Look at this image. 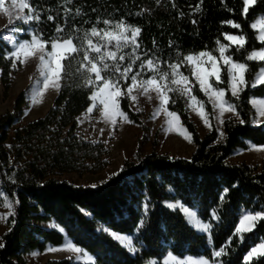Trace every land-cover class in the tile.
Instances as JSON below:
<instances>
[{
    "label": "trees",
    "instance_id": "1",
    "mask_svg": "<svg viewBox=\"0 0 264 264\" xmlns=\"http://www.w3.org/2000/svg\"><path fill=\"white\" fill-rule=\"evenodd\" d=\"M29 2L41 20L30 22V25L20 24L19 27L43 33L45 39L56 35L58 25L64 29L61 35L68 34L74 27L81 29V35L93 24L103 28L105 19L119 21L123 18L126 23L140 26L141 60L146 58L145 54H155L165 62H174L177 50L184 54L207 50L217 55L213 51L217 47V38L228 43L223 36L225 32L240 34L242 31L247 36L245 48L248 51L262 46L249 26L264 14V5L259 2L254 9H249L247 17L242 14V0H203V4L200 0ZM198 5L201 11H196ZM66 9L70 11L66 12ZM77 9L80 15H77ZM49 15L53 20L47 19ZM229 19L241 24L242 28L233 29L221 23ZM20 38H29L28 32L20 34ZM229 51L234 59L243 61L246 56L244 50L235 52V45ZM4 55V46L0 44L1 80L7 95L15 70H11V61L4 59ZM249 63L255 72L259 64ZM138 65L139 61L134 70ZM72 66L74 69L75 61H72ZM181 70L185 75L189 74L187 66ZM10 71L11 76L8 75ZM247 78L251 80V74ZM190 79L195 82L194 77ZM79 83L77 77L62 80V87L47 113L17 128L11 147L8 145L9 129L15 114L7 112L0 118V187L10 199L19 200L15 205V216L7 218L0 264H30L28 256L33 251H44L49 245H61L66 236L58 229L48 227L53 222L66 230L67 237L93 254L98 264H145L150 259L162 260L169 251L179 257L206 256L214 260L211 256L213 248L227 245L229 238L232 242L226 248L227 255L220 260L226 264H244L243 256L260 242L258 237H264V222L257 223L252 233H245L243 243L233 233L242 209L259 211L264 207V160L252 165L232 163L229 158L235 150L248 148V141L264 144V126L251 124L254 109L247 103L250 96L264 97V86L241 94V115L246 123L239 124L235 118L229 123V118L226 119L223 125L226 136L221 140L214 123L213 128L202 136L189 110H185V98L170 93L175 103L170 100L169 109L181 116L182 123L192 133L195 151L189 157H171L153 151L136 161L125 162L121 167L123 171L120 168L116 172L118 175H111L92 187L58 177L64 173L97 174L109 164V151L104 143L85 140L78 135L79 116L92 103L89 88L78 87ZM193 92L205 101L211 114V104L198 90V85ZM228 95L230 97V93ZM24 104V93H21L16 100L15 111L21 112ZM120 105L130 120L142 124L128 97H122ZM225 187L229 189L227 194L223 193ZM221 195H225L223 200ZM146 200L150 203V211L145 225L136 232L138 221L144 218ZM176 200L190 208L194 206L199 217L213 225L211 244L207 241V233L196 230L186 221L182 211L178 208L173 210L165 203ZM214 210L219 219L212 215ZM13 218L15 225L11 223ZM101 226L133 235L137 247L142 245L141 251L129 253ZM137 237L138 240L135 239ZM44 264L88 262L64 257L50 259Z\"/></svg>",
    "mask_w": 264,
    "mask_h": 264
},
{
    "label": "snow or ice",
    "instance_id": "2",
    "mask_svg": "<svg viewBox=\"0 0 264 264\" xmlns=\"http://www.w3.org/2000/svg\"><path fill=\"white\" fill-rule=\"evenodd\" d=\"M258 2L260 5H264V0H242V14L247 17L249 9H254ZM200 4H203V0H200ZM173 6L175 7V4ZM225 7H227L226 2ZM25 9L28 10V14H24ZM228 10L233 11L232 9ZM67 11L70 10L66 9ZM196 11H201L199 5ZM0 13H4L8 17L9 25H14L16 21L30 25V22L41 20L40 14L29 0H10V3L8 0H0ZM77 15H80L79 9H77ZM47 19L53 20V17L49 15ZM97 23H99V18ZM193 23L196 22L193 21ZM221 23L230 25L233 29L242 28L241 24L232 19ZM103 24L105 25L103 28L93 24L90 28L84 29L82 35L80 34L81 29L76 27L68 34L61 35L64 29L58 25L55 30L56 35L50 39H45L43 33H38L35 30L28 33L29 38L22 39L18 35L19 29L15 31L5 29L9 34L0 40V44L4 46V59L11 61V70H18V63L27 64L30 58L35 57L38 60L36 84L41 86L34 89L33 103L41 100L49 87L59 92L62 80L77 77L80 81L77 86L89 88L91 93L89 100L92 103L87 108L85 116L87 117V114L92 113L93 109L99 105L101 113L99 119L110 124L113 129L117 126L118 118L122 123H134L120 106L122 97H128L130 100L138 102L137 95L133 94L134 90H140V95L146 96L149 100L152 99L151 93H155L160 103L154 110L153 117L158 116L161 112L164 113L167 118L166 131H176L189 142H193L192 133L182 123L181 116L177 112L169 110V102L172 100L170 93L185 98V110L195 112L209 129L213 128L211 117L214 115L217 122L215 127L221 138L226 136L221 127L226 123L225 114H231L227 121L229 123L232 118H235L239 124L246 123L241 115L243 103L241 94L246 90L250 91L257 89L258 86H264V14L258 16L249 25L255 32V39L261 42V47L248 51L245 48L247 36L242 31L240 34L225 32L223 36L229 43H223L219 37L217 38V47L213 51L217 52L218 56L207 50L187 54L177 50L174 62H165L155 54L153 56L145 54L146 58L141 60L139 54L141 45L138 40L142 31L140 26L126 23L123 18L119 21L105 19ZM153 43L155 44V41ZM233 45H235V52L241 50L246 52L243 61L233 58V54L229 51ZM9 46L11 50H9ZM125 49H130V51L125 52ZM72 61H75L74 69ZM137 61H139L138 69L134 70ZM249 62L259 64L255 72H252ZM185 66L188 67V75L181 71V68ZM222 71L224 78H222ZM146 73H151V75H146ZM0 74H3V69H0ZM11 74L10 71L8 75L11 76ZM249 74H251V80L247 78ZM190 77H194L195 82ZM222 84L225 86L221 87ZM197 85L198 90L207 97V102L211 104V114L205 107V101L193 92ZM172 103L175 101L172 100ZM247 103L254 109L251 124L264 126V97L250 96ZM136 110L140 111L141 109L137 108ZM248 145L250 150L264 152V144L248 141ZM121 171H123L122 168ZM113 175H118V173H113ZM92 187H96V185H92ZM228 192L229 189L225 187L223 193L227 194ZM224 198L225 195L220 196L221 200ZM0 200H2L3 206L9 209L7 214L0 215V220H7L8 216L14 217L15 205L19 203V200L10 199L6 193H0ZM165 203L173 210L179 208L191 226L201 233L208 234L207 241L211 244L213 225L210 222H204L198 216L194 206L187 207L180 201ZM143 208L144 218L138 221L134 230L136 232H139L145 225L147 213L150 211V203L147 200ZM212 215L219 219L215 210ZM260 222H264V207L259 211L242 209L233 235L238 236L240 242L243 243L245 233H252L253 229L257 227V223ZM11 223L15 225L14 218ZM52 226L67 237L66 230L62 226L55 222ZM101 228L129 253L136 254L141 251L142 245L140 248L137 247L133 235L122 234L103 226ZM135 239L138 240V237ZM258 239L260 242L254 244L243 256L244 264H264V237H258ZM231 242V238H229L227 245L221 246L219 249L213 248L211 256L217 258L215 260L206 256L180 258L169 251L163 259V264H226L219 258L227 255L226 248ZM4 247L5 244L0 238V249ZM61 250L71 254L69 259L75 257L76 260L83 259L88 264H98L93 254L70 237H67L60 246L49 245L47 248V251L51 252ZM147 264H157V260L150 259Z\"/></svg>",
    "mask_w": 264,
    "mask_h": 264
},
{
    "label": "rangeland",
    "instance_id": "3",
    "mask_svg": "<svg viewBox=\"0 0 264 264\" xmlns=\"http://www.w3.org/2000/svg\"><path fill=\"white\" fill-rule=\"evenodd\" d=\"M8 3H10V0H8ZM24 14H28L27 9L24 10ZM20 24H23V22L16 21L14 22V25H9L8 17L4 13H0V38L3 39L5 35L9 34L5 29H8L9 31L19 29V36L22 33H30V31H32L31 28H20ZM37 64L38 60L35 57L30 58L27 64L18 63V70H15L13 73L11 88L7 95L4 94V86L0 74V118L7 112H14L15 114L14 123L9 129V146L16 129L34 119L44 116L52 106L58 93L54 88L49 87V89L45 91L42 99L33 103L32 96L34 95V89L41 86L36 84L38 77ZM148 75H151V73H148ZM21 93H24L25 104L22 111L17 112L14 107L16 100ZM133 94L137 95L138 102L130 100V106L134 112L140 115L142 124L122 123L118 118L117 126L113 129L110 124L99 119L101 115L99 105L93 109L92 113H88L87 117L85 116L87 109L79 116L77 129L78 135L85 140L102 142L107 147L109 151L107 156L109 164L107 168L97 174L87 173L80 175L77 173H64L58 176L60 179L67 180L77 185H97L104 182L107 178L113 175V173H116L125 162L136 161L139 157L153 151L168 154L171 157H189L195 151L196 145L194 142H189L176 131H166L167 118L164 113L161 112L158 116L153 117V112L160 103L156 98L155 93H151V100L144 95H140V90H134ZM137 108L141 110L137 111ZM189 112L191 119L196 124L198 131L202 136L211 130L203 123V120L195 112L191 110H189ZM230 116V113L225 114V120ZM212 123H214V125L217 123L214 115ZM221 127L223 129V126ZM219 139L221 140L222 138L219 137ZM263 160L264 152L250 150L249 147L246 149L239 148L235 150L229 158V161L232 163L246 162L252 165L260 164ZM0 193H5L1 187ZM176 201L168 202L175 203ZM8 212L9 209L4 207L2 200H0V215L7 214ZM52 225L53 223H49L48 227H53ZM7 228V220H0V238H2V235L6 232ZM47 248L44 251L36 250L30 253L28 256L30 264H44L50 259L64 258L71 255L63 250L56 252L47 251ZM33 253H36V255H33ZM73 259L76 260L75 257H73ZM163 259L157 260V264H163ZM215 259L217 258L214 257V260ZM76 261L86 262L83 259ZM145 264H147V262Z\"/></svg>",
    "mask_w": 264,
    "mask_h": 264
}]
</instances>
